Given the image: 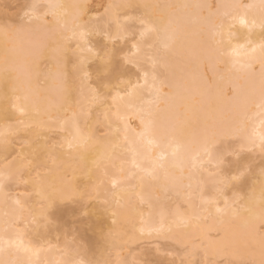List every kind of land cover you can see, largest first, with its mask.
Wrapping results in <instances>:
<instances>
[{"label": "snow or ice", "instance_id": "6c2138e0", "mask_svg": "<svg viewBox=\"0 0 264 264\" xmlns=\"http://www.w3.org/2000/svg\"><path fill=\"white\" fill-rule=\"evenodd\" d=\"M237 30L246 43L233 45ZM0 33L5 37L0 74L12 84L0 109V143L25 132L32 147L28 155L5 157L0 167V264H38L33 257L43 249L33 246L22 225L49 223L54 206L91 202L94 193L97 218L108 221L102 226L105 240L112 248L121 246L117 241L129 234L121 235L128 227L121 217L132 177L148 188L185 190L191 208L190 213L155 211L151 195L141 190L131 209L138 217L130 229L133 238L182 244L181 233L187 235L192 223L214 220L215 229L198 237L207 254H224V264H264V168L255 173L247 195H224L252 175L251 163L229 172L232 163L246 152L258 151L264 159V0H109L95 13L85 3L33 0L19 24L0 22ZM254 33L258 42L251 39ZM70 54L75 57L71 83L65 70ZM40 57H48L55 70L34 76V61ZM208 69L214 79L239 86L214 91ZM100 76L110 78L104 91L94 83ZM41 78L56 86L42 91ZM188 102H195V116L189 115L193 104ZM253 108L260 116L259 129L251 124ZM56 119L59 126L53 129ZM100 124L108 132L98 138ZM53 130L62 134V143H50L45 132ZM229 144L233 150L221 151ZM13 182L28 185L31 200L14 197L9 191ZM206 189L222 197V206L220 199L206 197ZM153 246L161 252L158 243Z\"/></svg>", "mask_w": 264, "mask_h": 264}, {"label": "bare ground", "instance_id": "6f19581e", "mask_svg": "<svg viewBox=\"0 0 264 264\" xmlns=\"http://www.w3.org/2000/svg\"><path fill=\"white\" fill-rule=\"evenodd\" d=\"M32 2H33V0H32ZM40 2H45V0H40ZM64 2H66V3H73V2L85 3V4L89 5L91 12L95 13L94 9H92L90 6V3L92 2V0H64ZM132 2H134V3L151 2V3H210V4H213L212 0H132ZM225 2H229V0H216L215 3L219 4V3H225ZM242 2L259 3V0H242ZM107 3H105V4H107ZM251 39L253 41L258 42L260 39L259 34L254 33L251 36ZM244 43H246L245 37L242 34H240L239 31L237 30V36L234 37V39H233V45L244 44ZM4 48H5V37L3 36L2 33H0V65H2L3 58H4ZM240 58L241 59L243 58V52L241 53ZM43 60L48 61L49 66H50L48 69H44L42 67L43 66ZM71 62H75V57L70 54L68 57V62H67L66 69H65L68 80L70 83L72 80L75 79V73H74L73 67L70 66ZM95 68H96V71H99V67L97 65ZM46 70H52V71L55 70L54 66L51 64L48 57H40L34 61V67H33L34 76H40L41 71H46ZM118 70H119V64H117V69L115 71H118ZM107 79H110V78L105 77V81ZM207 79L209 80V86L214 91L218 90V89H222L225 92H227L228 90L239 86L238 84H235V83L230 82L228 80H220L219 78L214 79L211 69L207 70ZM39 82L41 84V90L42 91H46V90L51 89V88L56 86L55 81L50 79V78L47 81H45L43 78H41ZM96 85L98 86V83H96ZM11 87H12L11 81L6 83L2 74H0V109H2V107H3L2 101H3L4 94L6 92H9ZM100 90L103 91L102 88H100ZM165 91H168V90L165 89ZM188 103L193 104L192 111L189 113V115L195 116L196 111H197L196 107L194 106L195 102H188ZM162 107H163V105H162ZM257 112H258V110L256 108H253L251 110V112L249 113V116L251 119V124L255 128L259 129L260 116L258 114H256ZM64 115H65V113L60 114L61 117ZM96 118H97V114L94 113L93 119L95 120ZM99 119L103 120V116L102 115L99 116ZM58 126H59V120L56 119V120H54V122L52 124V128L56 129V128H58ZM100 126L103 127L102 132H108V129L106 127H104L102 124L97 125L95 128V134L98 138L104 136V135L103 136L101 135V130H99ZM54 131H56V130H53L50 132H48V131L45 132V134L50 138V143H57V142L62 143V134L58 131L59 133H57L54 136L53 135ZM30 139H31V137L28 133L20 132L18 135L9 136L7 143H0V167H2L3 164L7 162L5 160V157L8 158V161H10L13 157H17V156L22 157V156L28 155L32 151V147L28 143V141ZM231 150H233V149L229 145H227V146L222 145L221 146V151H231ZM60 151H63L66 153L67 149L66 148L60 149L59 147H57V152H60ZM232 166L236 169L239 165H238V163H235ZM243 184L249 185L250 191H251V189L253 187V183H251L249 181H245ZM22 186L23 187L26 186L27 188L24 187L25 188V190H24ZM232 188L234 189V191L240 193L238 184L233 185ZM128 189L129 190L125 194V199H124V204H125L124 214L121 217L123 220H125L128 223L127 228L131 229L132 224H134L136 222V220L138 219V217H136V215L131 211V209H132V207L135 206L136 200H137V194L140 193L141 190H144L148 194L151 195L155 211H158L160 208H165L172 213H175L177 211L182 212V213L183 212H189V213L191 212V208L188 207V201H187V195L188 194L183 189H176L173 187H165L163 185H156V186H153L151 188H148L147 186L140 184L139 177H132L130 179V181H128ZM256 190H257V194H258V192H259V184L258 183L256 184ZM9 191L12 193V195L14 197L19 198L22 201L31 200L30 195L25 194V192H24V191H27V192L29 191V193H30L31 189L28 185H26L24 183L13 182V183L9 184ZM110 191H111V189H109V193H110ZM226 191H228V190L227 189L225 190L224 195L228 196V193ZM99 194L104 195V192L101 191V193H99ZM205 195L208 199H214V198L220 199L221 200V206H222V197H220L218 193H215V192H212V191L206 189ZM170 197H172L173 199H176L178 202L186 203V205H187L186 209L183 210L179 206L174 207L173 205L168 203V199ZM196 204L198 205L199 201H197ZM53 209H55L56 213H57L56 219H58V220L61 219V217L63 216V211L60 208V204H57L51 210H53ZM93 209H95V208H93ZM51 210H50L49 218L52 216ZM208 210L214 211V209L211 206H208ZM144 212H145V215H147L148 209L144 208ZM205 215H207V213H205ZM215 226H216V222L214 220H209L207 223H195L194 222L188 227L187 235H185L184 233H181V235L184 237V240H183V243L180 244V246L181 245H189L190 253H192L193 257L199 255L201 258L200 259L201 264H209V263H212V261L214 263V262H217V260L225 257L224 254H221L219 256L207 254L204 251V248L198 239V237L203 236V234L206 230H214ZM22 227H25V231L27 233L28 238L32 239L30 237L31 233H29L27 231V228H29V227L33 228V233L38 235L39 238H41V241H35L32 239L33 240V246L43 249V251H41L38 256L33 257L34 260L38 261V264H45V263L46 264H61V262H63V261H70V260H77V259L84 260L80 255L77 254V252H79V249H77L76 253H74L73 256L61 255V253H58L56 251V249L58 247L57 248L53 247L52 245H54V243L46 241L47 238L45 237V235H46V233H48L50 231L49 227H41V226H36V225L30 226L29 224L22 225ZM94 228L99 229L100 225L96 224L94 226ZM0 234H2V233H0ZM121 235H124V233L121 232ZM138 241H140V239L133 238V236L130 233L128 236L125 235L123 240L117 241L118 245H121V246H118V247L112 248V249H114L118 253V251H121L123 249L124 243L127 242L130 244V243H137ZM159 241L164 243L163 240H159ZM158 242L155 241V243H158ZM107 243L110 244L109 242H107ZM162 243H160V244H162ZM47 248H49L51 250L47 251L46 250ZM101 256H103L104 260L108 259L104 255V252H101ZM123 258L120 254H118L115 256V258L113 260H110V261L115 260L116 264H123V262H125L123 260ZM138 260H139V258H138ZM84 261L86 262L87 260H84ZM127 261L130 262L131 260H126L125 264H129V263H127Z\"/></svg>", "mask_w": 264, "mask_h": 264}, {"label": "rangeland", "instance_id": "374dc122", "mask_svg": "<svg viewBox=\"0 0 264 264\" xmlns=\"http://www.w3.org/2000/svg\"><path fill=\"white\" fill-rule=\"evenodd\" d=\"M106 1V2H105ZM216 0H212L213 4H216ZM32 0H0V22L11 21L13 24H19L23 17L24 11L27 9V6L30 5ZM99 2V3H98ZM103 2V3H102ZM109 2V0H92L90 6L94 9L95 12L103 11L105 3ZM99 4V5H98ZM104 4V5H103ZM97 7H96V6ZM96 7V8H95ZM102 44V41L97 42ZM73 63L71 62L70 66L73 67ZM47 66V67H45ZM44 69H48L49 63L47 60H43ZM96 65L90 64L89 68L96 72ZM130 74V73H126ZM95 84L98 83L97 87H100L104 91V83L105 77L100 76L99 80L94 81ZM102 126L99 127L101 130V135L103 136L106 132H102ZM54 136L59 133L58 131L53 132ZM232 149H234V145L229 144ZM246 159V160H245ZM229 162L233 161V157H228ZM245 160V161H244ZM238 165L242 167L247 163H251L252 166V175L245 177L239 184V190L241 195H247L250 192V186L244 185L245 181H249L254 183L255 180V173H259L261 168H264V159L261 158L258 151L256 153H245L241 156L238 162ZM235 163H232V165ZM229 172L235 171V168L231 166L227 169ZM130 181V180H129ZM23 187V186H22ZM27 188L26 186H24ZM23 189L25 190V188ZM228 196L231 197L234 189L232 187L227 189ZM25 194H29V191H24ZM23 192V193H24ZM111 192V191H110ZM97 194H93L92 201H83V202H72V201H65L60 203V208L63 211V216L61 219H56V210H51L52 216L49 218V223L41 224V227H49L50 231L46 233L45 237L47 238L46 241L54 243L53 247H58L56 251L61 253V255H69L73 256L77 252L84 260H91L94 262H99L104 260L103 256H101V252H104V255L109 259L113 260L116 255L120 254L123 260H131V263L134 260H141L143 264H201L200 256H194L190 253L189 245H181L180 244H173L170 240H163L164 243L158 241L160 245L161 252H158L156 247L153 245L155 242H150L148 240H140L137 243H124L123 249L118 251V253L112 249L110 244H108L102 234V226H106L108 221L107 219L98 220L99 213V205L95 203V198ZM100 198H103L104 195H100ZM168 203L171 205L179 206L183 210L186 209L187 205L183 202H178L176 199L170 197L168 199ZM95 208V209H93ZM147 209V207H145ZM96 224L100 225L99 229H95L94 226ZM30 226H35L31 225ZM27 231L30 234V237L35 241H41L38 235L33 233V228H27ZM122 233H129L130 228H125L121 230ZM128 234V235H129ZM127 235V236H128ZM198 241V240H197ZM71 243V247H68L66 250V245ZM166 243V244H165ZM65 245V246H64ZM165 245V246H164ZM65 247V248H64ZM162 247V248H161ZM47 251L51 249L47 248ZM164 250V251H163ZM163 252H168L169 254L165 255L162 254ZM143 255V256H142ZM127 257V258H126ZM132 258V259H131ZM134 258V259H133ZM225 257L219 259L224 260ZM214 262L215 264H218ZM115 261V260H114ZM212 263L209 264H214ZM46 264V263H45ZM221 264H224L221 261Z\"/></svg>", "mask_w": 264, "mask_h": 264}]
</instances>
